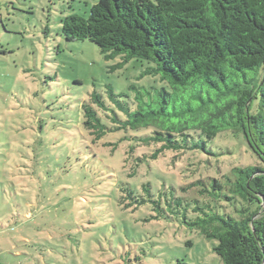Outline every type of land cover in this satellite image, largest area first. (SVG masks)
<instances>
[{
    "label": "rangeland",
    "instance_id": "rangeland-1",
    "mask_svg": "<svg viewBox=\"0 0 264 264\" xmlns=\"http://www.w3.org/2000/svg\"><path fill=\"white\" fill-rule=\"evenodd\" d=\"M100 1L0 0V264H222L217 241L187 225L200 215L192 208L208 203L199 191L211 178L258 161L231 133L208 142L216 156L166 151L139 161L153 146L129 152L147 130H109L106 116L124 115L108 86L130 108L137 91L168 86L142 75L144 60L119 66L120 56L106 59L87 40H65L63 19L87 18ZM83 105L107 128L99 140L84 127ZM170 196L181 205L167 206Z\"/></svg>",
    "mask_w": 264,
    "mask_h": 264
},
{
    "label": "trees",
    "instance_id": "trees-1",
    "mask_svg": "<svg viewBox=\"0 0 264 264\" xmlns=\"http://www.w3.org/2000/svg\"><path fill=\"white\" fill-rule=\"evenodd\" d=\"M61 34L68 42L93 43L106 59L120 56L119 66L144 60L150 65L142 75L167 84L137 91L132 108L108 86L124 115L106 116L109 130H147L131 137L129 152L153 146L139 161L166 151L216 156L208 142L228 133L246 144L258 164L211 178L209 190L199 191L208 203L201 208L192 200L200 215L187 225L217 241L213 252L222 264H264V0H101L87 18H64ZM91 100L107 111L98 94ZM82 107L84 127L99 140L106 126L91 106ZM142 189L150 200V184ZM165 202L179 206L182 199Z\"/></svg>",
    "mask_w": 264,
    "mask_h": 264
}]
</instances>
